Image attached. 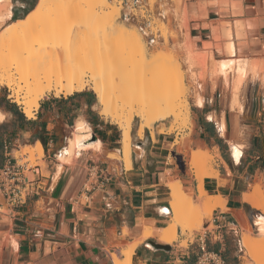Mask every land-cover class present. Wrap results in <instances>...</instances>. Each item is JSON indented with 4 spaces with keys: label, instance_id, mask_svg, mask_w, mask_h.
<instances>
[{
    "label": "crops",
    "instance_id": "0c3cea01",
    "mask_svg": "<svg viewBox=\"0 0 264 264\" xmlns=\"http://www.w3.org/2000/svg\"><path fill=\"white\" fill-rule=\"evenodd\" d=\"M184 7L189 20V39L200 51L204 44L215 43L213 30L216 29L223 45L227 41L233 43L235 53L232 57L223 47L221 51L212 48V57L217 62L228 58L246 62L247 76L236 93L240 107L233 104L234 74L229 76L227 88L222 83L215 89L206 84L203 106L195 105L197 112L206 109L198 146L201 151L219 156L211 170L217 177L203 178L201 189L189 170L183 178L178 177L173 168L175 135L159 128L148 130L144 139L138 138L135 145L131 144L132 164L125 170L121 159L108 157L114 152L121 157V135H118L120 139L114 138L119 131L97 112L92 92L47 95L32 118L26 117L18 107L26 120L35 124L24 125L3 142L0 169L8 161L21 162L15 153L38 144L43 149L40 160L43 165L24 170L33 181L27 203L0 216V264H112L110 254L116 253L122 260L120 252L136 241L139 243L131 264H194L202 240L209 251L219 253L227 264H255L245 256L242 240L249 230L256 232L252 240L260 237L255 219L261 212L252 216L255 208L246 195L257 185L264 189V0H186ZM228 28L229 40L225 38ZM253 67H256L254 73ZM0 116L4 117L0 125L6 124L11 132V123L16 118L2 110ZM79 121L89 128L91 143L97 149L89 148L70 162L61 163L57 156L73 138ZM222 122L225 130L220 133L218 127ZM232 128L255 131L250 142L241 148L238 164L231 157L234 143L224 135ZM36 134L41 135L42 142L33 138ZM114 144L118 148H109ZM59 145L65 146L58 149ZM179 153L182 159V155H187ZM225 153L230 157L232 169L224 167ZM172 182H179L184 194L197 205L204 201L202 191L205 196L222 198L225 203L212 210L210 220H203L201 232L194 233L192 238L178 234L177 241L165 244L159 241V236L171 223L169 184ZM165 208L170 214H166ZM145 228L151 229V236L142 239ZM148 241L170 245V250H151L146 246ZM183 241H187L184 248Z\"/></svg>",
    "mask_w": 264,
    "mask_h": 264
},
{
    "label": "bare ground",
    "instance_id": "6f19581e",
    "mask_svg": "<svg viewBox=\"0 0 264 264\" xmlns=\"http://www.w3.org/2000/svg\"><path fill=\"white\" fill-rule=\"evenodd\" d=\"M99 2L103 5L105 2L110 1L101 0ZM0 3H3L1 7L4 5V13L0 11V26H2L11 19L12 12L9 9V0H0ZM87 3H89V0H39L35 8L25 18L7 25L0 33V88L6 87L14 98V102L22 106L26 117L32 118L33 112L38 109L39 102L47 93L54 91L56 94L68 96L76 92H82L85 87L90 85L96 95L101 114L104 117L121 116V121L117 122L121 131V157L125 170H129L132 164L130 160V130L133 119L137 118L140 121L139 135H141L143 129L150 128L156 122L168 119L175 122H178V120L186 122L190 113L183 100L184 88L169 89L168 87H162L157 89L153 85L152 78L154 74H157L160 65L158 64L159 58L145 59L142 56L139 60H134L135 58L132 57L131 60L128 59L129 61H126L127 59L116 61L121 53H125L110 48L117 40L121 42V40L131 38L139 41L140 36L136 32H128L124 29L123 31L119 29H117L119 31H116L113 28L97 30L94 21L97 18H93V22H91L92 20L84 22L86 30L84 39H78V41L81 40L77 41L78 43L75 41L76 45H73L74 43L67 44L66 41H70L74 31L72 23L70 22L71 24L67 28L62 29H58L57 25L67 12L76 8L78 10V7ZM76 32L78 31L76 30ZM213 32L216 33L217 30L214 29ZM86 38L91 41L90 45L86 44ZM106 38L109 39L104 41ZM85 44L89 46L87 50H85ZM139 51L141 52V50ZM225 52L233 57L235 53L233 43L226 45ZM161 62H164V60H161ZM161 66V69L164 68ZM215 71L225 79H227L228 73L233 72V84L236 88L242 84L247 76L246 62L237 58H228L217 62ZM252 71L256 72V69L253 67ZM146 75H149L150 78ZM111 101L116 104L111 106ZM202 104L201 97L197 96L195 105L201 107ZM233 104L240 107L236 94L233 96ZM208 120H212V117L208 116ZM218 129L220 133L224 132V122L219 125ZM91 138L92 134L86 124L83 121L77 122L73 138L61 150L57 159L61 163H67L82 151L95 147L91 143ZM38 149L39 153L43 154L40 144H38ZM204 155L203 157L201 153L194 151L191 154L189 164L196 171L195 176L199 182L198 184H200L198 185L200 189L203 178L217 177L218 175L211 171L213 169L207 168V170L205 168L207 161H210L211 158L206 155V152ZM241 155V146L232 145L231 157L236 164H238ZM200 158L204 162L206 161L202 166L199 161ZM169 189L171 223L159 236V241L165 244H171L176 240L177 228L180 229V233L196 229V227L187 225L189 222L191 223L190 220H187L189 216H187V219L182 218L186 209L189 211V208L195 206L193 202L187 200L186 203H183L186 195L179 182L170 183ZM201 196L204 197V201L199 207L203 210L201 215H208L217 206L222 207L221 204L225 203H222V198L205 196L203 191ZM259 196L261 194L258 187H253L251 193L246 195L249 204L261 212V215H258L255 219L261 239L250 241L247 236H244L242 246L245 250L251 245L264 248V201ZM170 210L165 208L166 214H170ZM195 214L194 216H196ZM199 219L202 220V216ZM199 219L197 218L195 223L198 224L199 222L196 221ZM150 236L151 229L145 228L142 239ZM137 243L139 242L129 244L120 252L123 257L122 260H119L117 255L111 254L112 264H131V257ZM146 246L154 250L150 241L147 242ZM255 250L257 249L255 248Z\"/></svg>",
    "mask_w": 264,
    "mask_h": 264
},
{
    "label": "rangeland",
    "instance_id": "374dc122",
    "mask_svg": "<svg viewBox=\"0 0 264 264\" xmlns=\"http://www.w3.org/2000/svg\"><path fill=\"white\" fill-rule=\"evenodd\" d=\"M36 0H9V9L11 10L13 16L12 19L0 26V33L6 28L7 25L11 24V22L21 20L25 15H27L35 6ZM101 0H89V3L83 4L80 7L67 12L61 19L57 25L58 29L67 28L68 25H73L74 31L70 41H66L67 44L71 43L76 45L79 41L78 39H84L85 30V21L93 22V18L97 20L95 21V27L97 30H109L114 29L116 31H125L128 32H136L139 34V41L128 38L126 40H121L119 42H115L110 49L119 50L125 54L121 53V56L117 58L116 61H122L127 59L126 61L131 60L134 57V60H139L142 58L150 59V58H159V63L157 69V74L153 76V85L156 86L157 89L162 87H168L169 89H173L175 87L184 88V102L186 103L189 111V119L184 122L183 120H178L175 122L174 120L168 119L163 121L162 123L156 122L150 128L143 129L141 136L138 133V127L140 121L137 118H134L131 124L130 136H131V144L135 145V142L139 138L144 139L146 136V132L148 130L153 131L154 128H159L161 132H172L174 133V139L177 142H174L175 146L172 150L175 156L173 158V168L177 171L178 177L183 178V175L189 170L193 177L196 179V171L189 165L190 156L195 152L201 153L203 156L206 152V155L211 158L210 161H207L205 168L212 169V166L216 164V157L213 156L208 151H201L199 149V143L202 141V132H201V120L203 119V115L206 113V109L203 112H197L195 109V99L197 96H200L202 101L206 100V84H209L212 89H215L219 83H222L225 88L229 86V76L233 75V72L228 73L227 79H224L217 71H215L217 65V59L213 58L211 55L212 48H215L218 51H221L223 47L225 49L226 45L229 41H227L223 45V38L217 35V32H214L215 41L214 44L206 43L204 44L203 51H200L194 44L193 41L189 39V20L187 18V14L185 11V1L186 0H107L110 2H105V4L101 5ZM166 1V2H165ZM3 3H0V7ZM172 5H175V11H172ZM163 8V9H161ZM1 13H4V5L0 8ZM163 10H165V15L162 14ZM91 18V19H90ZM62 20V21H61ZM68 22V23H67ZM71 22V23H70ZM77 25H76V24ZM75 24V25H74ZM83 24V25H82ZM87 24V23H86ZM89 24V23H88ZM228 25V24H226ZM91 27V26H90ZM84 28V29H83ZM119 29V30H117ZM76 30L79 32H76ZM84 30V31H83ZM231 31L227 30L225 35L226 39H230ZM76 33V34H74ZM78 33V35H77ZM83 34V35H82ZM76 35V36H75ZM74 37V39H73ZM109 38L104 39L106 41ZM141 39V40H140ZM87 40V38H86ZM217 40V41H216ZM77 43H76V42ZM89 42V43H88ZM90 40H87L88 45H90ZM85 50L89 46H86ZM70 45V44H69ZM138 46V47H137ZM141 50V52L139 51ZM145 50V51H144ZM112 51V50H111ZM141 54V55H140ZM120 55V54H119ZM128 56V57H127ZM129 59V60H128ZM161 60L164 62H161ZM173 60V61H172ZM161 62V63H160ZM163 63V64H162ZM165 64V65H164ZM164 68H160V66ZM161 66V67H162ZM173 67V68H172ZM256 69V67H254ZM174 72V73H173ZM176 72V74H175ZM254 73V72H253ZM168 74V75H167ZM149 75H146V77ZM173 77V78H172ZM179 78V79H178ZM222 80L220 81V79ZM179 81V82H178ZM244 81V80H243ZM233 82V80H232ZM180 84V86H179ZM231 84V80H230ZM236 88L233 84V93L236 94L238 88ZM84 90H88L92 92L94 95V91L91 89V86L85 87ZM55 96H59L62 94H56L54 91H51L46 94ZM6 96V99L12 103H15L23 112L22 106L19 103L14 102V98L11 96V93L6 87L0 88V97ZM96 97V95H95ZM111 106L116 104L114 101H111ZM96 110L107 121L111 122L113 126H116L119 133H116L115 139H120L118 135H121L120 127L117 124L121 121L120 115H114L112 117H104L101 114V110L96 98ZM33 116V115H32ZM116 117V118H115ZM4 117L0 116V120H3ZM11 117L9 116L8 119ZM117 118H119L117 120ZM214 122L218 121L217 116H214ZM174 121V122H173ZM189 121V122H188ZM184 122V123H183ZM174 123V124H171ZM183 123V124H181ZM174 125V127H173ZM180 125V126H179ZM179 126V127H177ZM173 127V128H172ZM218 127V126H217ZM170 128V130H169ZM176 130V131H175ZM255 134V131L248 129H229L228 133H224L225 138L230 142H233L232 145H239L241 148L246 146L247 143L250 142L251 138ZM30 141V140H29ZM65 145H59L58 149H62ZM109 148H118L117 145H110ZM184 159L178 156L181 154ZM202 152H204L202 154ZM225 157L223 159L226 161L224 163L225 169H232L229 160L230 157L225 153ZM205 156V155H204ZM203 156V157H204ZM211 156V157H210ZM15 157L19 160L21 159V163L27 162V168H32L36 165H43L40 160L43 158V154L39 153L38 145L36 147L24 148L20 153H15ZM110 159H115L119 161L122 160V157L119 158L118 152H114V154L108 156ZM202 157V158H203ZM201 160V166L205 164V162ZM70 162V161H69ZM209 162V163H208ZM199 163V165H200ZM102 166H106L103 163ZM207 169V170H208ZM28 179L31 180V174L27 173L26 175ZM261 196L260 199L264 201V189L260 188ZM184 191V190H183ZM187 200L192 201L190 197L186 196V199L183 203H186ZM195 206L189 208V211L186 209L184 214L182 215L183 219H189L187 225L190 227H196V229L188 230L183 233H180V229L176 231V240H178V234H181L183 237L192 238L194 233H199L202 231L203 220H210L212 216V212L201 215L203 210L200 208V205L193 203ZM196 207H198L196 209ZM200 211H199V210ZM192 210V211H191ZM252 216L255 217L260 213L257 209H252ZM187 211V212H186ZM192 212V214H191ZM197 212V213H196ZM201 212V213H200ZM196 213V214H195ZM186 214V215H185ZM194 214L196 216H194ZM199 215V217H198ZM170 216V215H168ZM202 216V220L199 219ZM199 222L198 224L195 223ZM254 219V218H253ZM193 222V223H192ZM189 227V228H190ZM254 234L256 232H251L249 230L247 236L250 241L254 238ZM261 239V237H259ZM256 241V240H252ZM187 241H183L181 243V247H186ZM170 246V245H169ZM250 248V249H249ZM253 248V249H252ZM255 248L257 250H255ZM194 250V246L192 247ZM248 252H247V251ZM245 250V256H248L255 264H264V248H257L255 246H248ZM117 255L116 253H112ZM111 255V254H110ZM117 258L120 260V256L117 255Z\"/></svg>",
    "mask_w": 264,
    "mask_h": 264
},
{
    "label": "built area",
    "instance_id": "2783aa9c",
    "mask_svg": "<svg viewBox=\"0 0 264 264\" xmlns=\"http://www.w3.org/2000/svg\"><path fill=\"white\" fill-rule=\"evenodd\" d=\"M8 145L4 146L7 151ZM27 162L16 163L8 161L0 169V216L6 215L8 210L15 211L24 206L33 189V181L24 174ZM38 174V172H34ZM194 264H227L223 257L209 251L205 241H200Z\"/></svg>",
    "mask_w": 264,
    "mask_h": 264
},
{
    "label": "trees",
    "instance_id": "16d2710c",
    "mask_svg": "<svg viewBox=\"0 0 264 264\" xmlns=\"http://www.w3.org/2000/svg\"><path fill=\"white\" fill-rule=\"evenodd\" d=\"M0 110H2L4 113H10L16 118V120L11 123L13 127V130L11 132H8L9 131L8 126L6 124L0 125V167H1L3 163L4 140H8L9 139L8 135L13 136L15 131L21 129L24 125H26V127H33L35 122L27 121L24 115L19 111L18 106L15 103H12L9 100H7L6 96L0 97ZM33 138L40 140L41 142L43 141L41 135L39 134H36L35 136H33ZM217 141L220 142L219 139Z\"/></svg>",
    "mask_w": 264,
    "mask_h": 264
},
{
    "label": "water",
    "instance_id": "95a60500",
    "mask_svg": "<svg viewBox=\"0 0 264 264\" xmlns=\"http://www.w3.org/2000/svg\"><path fill=\"white\" fill-rule=\"evenodd\" d=\"M150 244L153 246L154 250H162V251H169L170 250V246H168V245L158 244V243H155L153 241H150Z\"/></svg>",
    "mask_w": 264,
    "mask_h": 264
}]
</instances>
